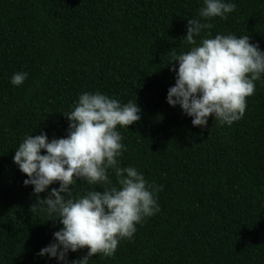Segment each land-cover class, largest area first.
Returning <instances> with one entry per match:
<instances>
[{
    "label": "trees",
    "instance_id": "trees-1",
    "mask_svg": "<svg viewBox=\"0 0 264 264\" xmlns=\"http://www.w3.org/2000/svg\"><path fill=\"white\" fill-rule=\"evenodd\" d=\"M235 4L225 19L196 37L249 36L264 52V0ZM204 0H0V264H71L41 249L62 228L39 209L28 177L13 163L30 135L66 138L81 94L99 92L121 105L137 102L141 119L117 126L118 166L133 167L155 194L159 212L136 225L111 257L89 264H264V74L246 99L243 117L204 128L166 98L178 68L171 53L190 50L187 20L199 18ZM25 81L11 84L14 73ZM41 154H45L43 151ZM112 185L116 176L108 169ZM54 183L44 193L43 199ZM73 197L103 191L78 179Z\"/></svg>",
    "mask_w": 264,
    "mask_h": 264
},
{
    "label": "clouds",
    "instance_id": "clouds-1",
    "mask_svg": "<svg viewBox=\"0 0 264 264\" xmlns=\"http://www.w3.org/2000/svg\"><path fill=\"white\" fill-rule=\"evenodd\" d=\"M235 7L223 0H204L199 18L187 20L184 40L190 50L171 53L168 64L175 62L178 68L170 69L176 72V81L166 101L192 117L193 127H206L209 117L221 125L240 120L247 97L254 94L255 82L264 74V52L249 42V36L218 34L197 43L196 37L213 27L205 21L225 19ZM27 75L14 73L11 84L21 85ZM140 111L136 101L121 105L99 92H85L74 110L63 114L69 122L66 138L49 141L41 133L27 136L19 144L13 163L28 177L24 186L31 185L37 197L30 211H44L62 225L53 234L54 242L38 255L66 261L69 252L86 248L87 254L71 264H89L97 254L111 257L121 240L132 238L137 224L159 212L155 194L163 186L149 184L133 167L118 166L117 157L124 146L116 128L137 123ZM108 169L115 173L116 185H112ZM78 179L103 185V191L95 189L73 197L70 186ZM54 183L59 187L41 199L40 194Z\"/></svg>",
    "mask_w": 264,
    "mask_h": 264
}]
</instances>
